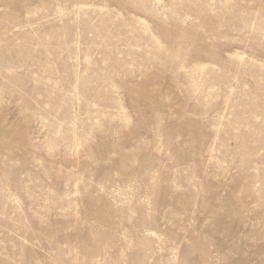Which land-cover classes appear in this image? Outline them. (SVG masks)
Here are the masks:
<instances>
[{"label": "rangeland", "instance_id": "1", "mask_svg": "<svg viewBox=\"0 0 264 264\" xmlns=\"http://www.w3.org/2000/svg\"><path fill=\"white\" fill-rule=\"evenodd\" d=\"M0 264H264V0H0Z\"/></svg>", "mask_w": 264, "mask_h": 264}]
</instances>
